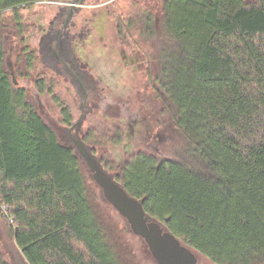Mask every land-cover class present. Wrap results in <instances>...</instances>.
<instances>
[{
  "label": "trees",
  "instance_id": "16d2710c",
  "mask_svg": "<svg viewBox=\"0 0 264 264\" xmlns=\"http://www.w3.org/2000/svg\"><path fill=\"white\" fill-rule=\"evenodd\" d=\"M32 1L0 0V31L22 33L16 9ZM161 13L157 85L185 149L136 155L120 185L211 263L264 264V0H163ZM4 58L0 39V214L16 247L27 264H114L77 156L13 87Z\"/></svg>",
  "mask_w": 264,
  "mask_h": 264
},
{
  "label": "rangeland",
  "instance_id": "374dc122",
  "mask_svg": "<svg viewBox=\"0 0 264 264\" xmlns=\"http://www.w3.org/2000/svg\"><path fill=\"white\" fill-rule=\"evenodd\" d=\"M71 1L41 0V3L46 4L35 5L27 10L16 9L23 23L22 33H18L17 28L12 25L14 21L12 9L4 10L2 18L9 26L12 25L13 34L12 37H7L5 30H1L0 39L5 51L4 70L13 87L25 91L26 100L43 123L54 133L58 143L72 149L75 154L71 141L65 137L62 138L54 125L63 126L65 114L70 122L77 121L80 116L82 96L80 100L77 98L75 100L74 94L69 91L70 85L62 76L64 72L59 70L58 75L39 61L41 57L38 53V24L35 22L40 14L39 23L42 26L47 25L57 12V6L62 3L69 4ZM162 1L84 0L83 7L78 9L79 11L72 19L78 31L84 22L90 25L94 23L96 13L108 10L110 13L108 23L102 35L109 40L116 39V34H118L117 38L120 40L116 42V46L119 50L129 45L130 42L134 44L137 41L140 42L138 44L140 49L143 48V51L148 52V57L145 59L147 69L134 71L118 69L112 81L109 82V86H106L105 82L99 85L100 89L105 88L102 91L104 101L98 108L91 104L86 107L79 130L78 140L98 162L101 169L118 184H122L121 178L125 166L136 155L144 154L159 160L174 159L185 149L184 139L175 127L161 93L156 91L149 81L152 79V82L154 80L157 82L160 72L159 52L167 44L162 29ZM146 20L151 25L150 35L148 32L146 34L142 32V24L147 23ZM118 25H120L119 29ZM26 37H28L27 42H21ZM117 56L119 58V51ZM89 72L92 71L89 70ZM93 74L96 77V73ZM105 78L107 79L108 76L106 75ZM38 81L41 92L36 84ZM49 87L51 93H48ZM37 98H40L45 106L43 114H40L38 110ZM127 109H130L131 119H146V124L154 131V138L136 134L132 139H127V124L131 122L124 120L128 117ZM76 156L79 160L85 195L92 214L100 225L104 250L110 260L114 264H157L142 240L132 234L125 220L104 201L101 191L92 181L83 160L78 155ZM194 254L198 258L207 260L197 252ZM0 257L7 264L15 260L27 264L15 245L8 223L1 214Z\"/></svg>",
  "mask_w": 264,
  "mask_h": 264
},
{
  "label": "flooded vegetation",
  "instance_id": "af4514ba",
  "mask_svg": "<svg viewBox=\"0 0 264 264\" xmlns=\"http://www.w3.org/2000/svg\"><path fill=\"white\" fill-rule=\"evenodd\" d=\"M40 1L29 2L20 6L19 9L27 10L35 7V5L46 4ZM83 4L84 0L81 4L78 3V0H72L69 4L62 3L58 5L57 12L45 26L39 23L41 19L40 14L35 19V22L38 24L37 29L39 34L38 53L41 57L39 61L43 62L47 69L54 70L58 75L59 70L64 72L62 76L70 85L69 91L71 94H74L75 100L76 98L80 100L82 96L80 116L77 121L72 123L69 119L67 123L64 119L63 126L54 125L59 135L62 138L65 137V139L70 140L72 145L73 140L79 139V130L86 107L91 104L93 107L98 108L100 103L104 101L102 91L105 88L100 89L99 85L105 82L106 86H109V82L112 81L113 75L118 69L133 71L147 69L145 67V59L148 57V52L143 51V48L140 49V45H138L140 42L135 41L134 44L130 42L129 45L123 46L119 50L116 46V42L120 40L117 38L119 37L118 34H116V39L111 38L109 40L102 35L108 23V16L110 14L108 10L99 12V14L96 13L94 23L90 25L88 22H84L77 31V26L72 23V19L76 16L77 11H79L78 9L83 7ZM119 27L120 25L117 26L118 29ZM150 27L149 21L143 23L142 32L145 34L148 32L149 34ZM28 37L21 40V42H27ZM118 51L120 54L119 58L117 56ZM89 70L92 72H89ZM105 70L109 71L106 72ZM94 72L96 73V77L93 74ZM106 75L108 76L107 79L105 78ZM149 81H151L150 83L153 84L155 90L161 93L158 85H156L157 82L155 80L152 82V79ZM36 84H38V90L41 92L42 89L39 81ZM48 89V93H51V88L49 87ZM37 107L40 114H43L45 106L40 98H37ZM126 113L128 117L124 120L131 121L127 124V139H132L136 134H143L148 138L155 137L153 135L154 131L146 124L145 118L142 120L131 119L130 109H127ZM158 137L160 138L159 135ZM73 148L76 154L74 145ZM195 257V264H213L209 260L198 258L196 255ZM1 263L7 264L2 258ZM10 264L22 263L15 260L11 261Z\"/></svg>",
  "mask_w": 264,
  "mask_h": 264
},
{
  "label": "water",
  "instance_id": "95a60500",
  "mask_svg": "<svg viewBox=\"0 0 264 264\" xmlns=\"http://www.w3.org/2000/svg\"><path fill=\"white\" fill-rule=\"evenodd\" d=\"M82 1L78 0V3L81 4ZM73 145L76 155L83 160L104 201L125 220L132 234L142 240L157 264L196 263L195 250L174 236L162 223L146 214L142 202L130 197L120 184L102 170L79 140H73Z\"/></svg>",
  "mask_w": 264,
  "mask_h": 264
},
{
  "label": "crops",
  "instance_id": "0c3cea01",
  "mask_svg": "<svg viewBox=\"0 0 264 264\" xmlns=\"http://www.w3.org/2000/svg\"><path fill=\"white\" fill-rule=\"evenodd\" d=\"M25 42V41H24Z\"/></svg>",
  "mask_w": 264,
  "mask_h": 264
}]
</instances>
